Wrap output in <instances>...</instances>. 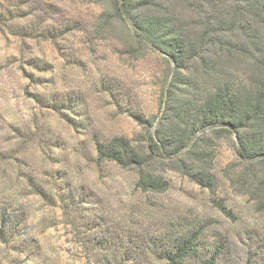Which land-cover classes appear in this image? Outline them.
I'll return each mask as SVG.
<instances>
[{
	"label": "rangeland",
	"instance_id": "374dc122",
	"mask_svg": "<svg viewBox=\"0 0 264 264\" xmlns=\"http://www.w3.org/2000/svg\"><path fill=\"white\" fill-rule=\"evenodd\" d=\"M147 1L145 15L169 13L191 40L200 18L228 19L231 3ZM204 54L212 73L197 59L176 73L106 0H0V212L11 225L0 264H161L151 235L190 228L202 230L197 246H221V264H264V154L243 160L230 127L194 125L217 86L245 95L257 71L239 52ZM159 123L186 138L183 155L149 165L163 190L143 191L137 169L98 160L97 143L122 137L140 151ZM179 158L211 175L214 193Z\"/></svg>",
	"mask_w": 264,
	"mask_h": 264
},
{
	"label": "trees",
	"instance_id": "16d2710c",
	"mask_svg": "<svg viewBox=\"0 0 264 264\" xmlns=\"http://www.w3.org/2000/svg\"><path fill=\"white\" fill-rule=\"evenodd\" d=\"M106 1L112 5L116 15L128 23L134 40L144 48L165 55L174 64L176 73L187 68L185 64L195 59L204 63L205 73H212L213 70L207 66L212 60L204 54L211 46L220 48L232 58L243 55L252 62L257 71L256 80L249 82L248 90L244 88L245 95L229 87L217 86L205 101L194 125L205 127L210 123H223L230 127L237 136V153L243 160L264 154V0H231L228 19L224 15L210 20L206 16L204 20L200 18L199 30L193 33L192 40L183 35L175 22L169 21V13H163L160 9L155 15H145L143 9L151 6L147 0ZM218 1L226 3L225 0ZM204 7V4H200V8ZM174 103L168 104L166 111L167 115L176 119L179 114ZM135 119L139 121V117L135 116ZM163 119L165 122L166 116ZM164 126L159 123L140 151L122 137L99 142L96 146L97 158L99 161L114 162L122 168L134 167L138 170V187L143 191H161L165 186L160 177L149 171L151 161L160 157L183 155L186 148V138H174ZM178 167L190 181L214 193L211 175L195 169L194 165L185 163L182 158H179ZM219 207L230 216V212L222 205L219 204ZM9 223L6 213L0 212V235L6 226H11ZM106 235L110 239L111 235ZM201 236L202 230L191 228L170 237L151 235L147 249L154 255V260L161 264H221L216 260L221 246H217L214 251L211 247H199L197 240Z\"/></svg>",
	"mask_w": 264,
	"mask_h": 264
}]
</instances>
